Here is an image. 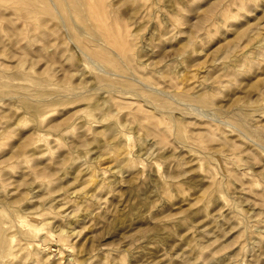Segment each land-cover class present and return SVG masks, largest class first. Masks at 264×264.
<instances>
[{
	"label": "rangeland",
	"instance_id": "obj_1",
	"mask_svg": "<svg viewBox=\"0 0 264 264\" xmlns=\"http://www.w3.org/2000/svg\"><path fill=\"white\" fill-rule=\"evenodd\" d=\"M0 264H264V0H0Z\"/></svg>",
	"mask_w": 264,
	"mask_h": 264
}]
</instances>
